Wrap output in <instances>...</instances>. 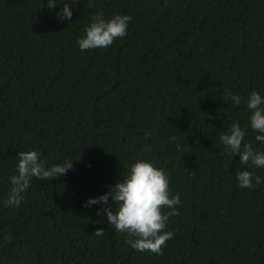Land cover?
Segmentation results:
<instances>
[{"label":"trees","instance_id":"obj_1","mask_svg":"<svg viewBox=\"0 0 264 264\" xmlns=\"http://www.w3.org/2000/svg\"><path fill=\"white\" fill-rule=\"evenodd\" d=\"M47 2L0 0V264H264V183L241 188L235 175L264 168L219 139L238 122L264 151L247 108L253 90L264 96V0H80L63 22L66 0ZM98 12L131 16L128 34L81 51ZM32 150L73 168L33 177L5 207L18 153ZM142 159L181 198L163 255L134 250L97 215L104 205L85 207Z\"/></svg>","mask_w":264,"mask_h":264},{"label":"clouds","instance_id":"obj_2","mask_svg":"<svg viewBox=\"0 0 264 264\" xmlns=\"http://www.w3.org/2000/svg\"><path fill=\"white\" fill-rule=\"evenodd\" d=\"M80 0H66L62 11L57 12L60 22L71 20V6L78 5ZM91 4V0H90ZM56 0H48L49 9L56 8ZM91 24L84 29L85 36L78 39L81 51L107 48L118 38L128 34L129 15H115L105 19L103 12L91 17ZM223 100H231L239 106L243 97L225 90ZM247 108L251 110V129L258 133L256 141L264 143V96L253 90L247 100ZM247 127L241 128L239 123L232 124L225 133L221 132L220 141L233 157H240V164L247 166L251 163L256 168H264V151L255 150L250 142H245ZM151 133H146L147 139ZM173 140L176 137H172ZM150 151V149H147ZM16 172L10 177L12 188L4 201L5 207H19L23 193L30 187L33 177L43 181H53L67 175L73 168V163L65 160L63 164L45 167L38 150L18 153ZM241 188L255 189L264 183V178L251 171L235 173ZM255 181V183L253 182ZM109 200L112 204H109ZM181 203L179 194L173 195L170 190V172L158 167L155 161L138 160L130 168L129 174L115 186H109V191L96 199H89L85 207L102 204L97 215H106L110 226L117 232L126 234V243L138 252H151L163 255L166 242L174 238V233L168 231L170 218L179 215L177 206ZM169 209V211H165ZM96 236H104L105 230L98 229Z\"/></svg>","mask_w":264,"mask_h":264}]
</instances>
